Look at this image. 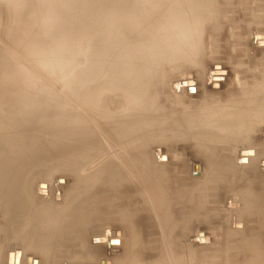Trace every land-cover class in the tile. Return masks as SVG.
<instances>
[{
	"label": "bare ground",
	"instance_id": "obj_1",
	"mask_svg": "<svg viewBox=\"0 0 264 264\" xmlns=\"http://www.w3.org/2000/svg\"><path fill=\"white\" fill-rule=\"evenodd\" d=\"M88 1L87 5L90 7L91 4ZM115 1L116 9L112 12H115L117 17L115 19L111 18L108 14V12L110 11L106 10L108 17L105 21H103L105 23H111V27L108 29V35L106 34V38L105 36H103L105 32L104 30H102L103 34L101 33V36V34H98L99 31H97V28L99 27L97 26V28H95L97 31L96 35H98V38H95L100 41L98 44L100 45V43L103 42L101 39L104 40L105 38L104 43L106 45L108 44V46H105L106 48L109 47V50L106 51L105 49L104 52L102 51V49H104L105 47H103L100 50L101 53L103 52V55L99 54L100 58L97 57L98 60L101 59L102 56H107V58L110 57V64L106 63L107 59L105 58V64L108 65V69L113 67L112 72L110 69L109 73H111L109 75H107V73L105 72L106 69L105 71L103 70L105 72L104 77L103 75H100V79L96 77L97 75H93V73L97 71V74H100V68L105 67H100L101 65H98L102 61L100 63L98 61V64L96 62V65H93H98L100 67L99 69H97L98 67H96V71H93V69H91V65L90 70H92L93 73L90 74L89 71L86 70L88 73L86 72V74H82V76H80L81 74H78L79 72L76 71V69L81 67L85 63V55L88 54L86 53L87 51H85L84 48L80 50V53L77 54L76 58L74 57L76 51L73 50L74 54L72 53V59L67 62L66 60L68 59H63L61 60L62 63L56 60V58L62 59V55L65 51L62 52V55L59 54L61 58L59 56L57 57L58 53H51L53 55L52 57L55 58H53L52 60L58 61V63H54L53 65L57 64L58 66H60L61 64H64L63 66H67V68L68 65L70 66V69L68 68L69 73L67 76L70 75L71 77L62 76V83L67 86L64 92L66 97H75L78 100V104L80 103L81 106H85V113L88 114V117H90V120L92 122L97 121L98 124L104 127L110 126V128L108 127V129H110L109 132H106L105 130L100 128H98V131L100 133L104 131L106 132V135L110 134L117 136V138H119L120 140L122 139L121 136H126L128 138L132 136L133 138L140 126H142L143 129H148L149 127H151V112H153V108L157 104L159 105V103L156 102L158 99H155V96L157 95L159 98L160 81L168 70L165 69V67L170 65L172 62H194L195 58L200 53L202 37L204 34L202 30H204V28L207 29L205 33L208 32V36H210L207 39L206 44L208 45L207 48L209 49V53L211 55L216 54V41H223L225 44L227 42H230L231 44L229 43L228 45H226V48L230 45L232 51L234 50V53H232L234 59L228 60L230 64H233L234 70L233 67L229 68L228 72H226L224 76V79L223 77H221V74L214 75L212 72L214 71L215 66H220V71L226 70L227 66L225 61L221 59H214L212 61H206L203 64V67H205L206 65L211 63L210 70L204 73V79H212V76L220 77L218 82L225 81L226 84H228V89L225 93L228 98L229 96L231 99L234 97L236 98V100H233L232 103L233 108H231L228 113L224 114H231V117L224 116L218 122L217 126H211L209 128L212 130L211 135H213L214 141H211L209 143L206 142L202 147L196 145L198 149L197 151L200 156L195 157L198 158V161L201 160L204 163L205 170L202 173H189L190 177L187 176V173L183 171L184 165H180L178 167L177 165L171 164L172 160L167 156V154H169L168 146L166 149L164 148L166 150L165 153L164 149L158 147V145H154L153 147H151V145H149L150 140L148 135L140 141L136 139H130V141L128 142L118 141L121 143H118L117 146L110 145L108 147L103 148L100 147L97 143L95 138L96 133L94 134L96 130L91 126V128L87 131V138L85 139L82 137L81 139H79L81 141L77 142V144L80 145L79 147H81V150L83 151V154L80 155L79 163H82L84 161L94 162L100 156L106 153H111L108 151L115 147L121 148V153L119 155H115L113 153L111 158L104 161L102 165L98 168L99 179L97 181L100 182L99 190H97L96 192L93 191L91 194H87L85 196H83L84 193H79V195L76 194L77 196L72 198L71 205L65 207L58 214L57 217H51L48 219L47 222L41 221L38 224V237L35 238V242L31 252L36 254L39 258L45 260L53 259V257L56 258V256H52L51 253L54 251L57 253V249L64 246L63 242H65V240L70 238L73 234L78 235V238L81 239L80 243H83L80 244L81 249L84 248V243L86 241L89 242L88 237L94 233H89L88 230H85L86 223H88V221L90 220V217L88 215L91 214L96 224H104L105 226L100 232V234H96L95 232V235H92L95 239V246H91V248L93 247L97 250L105 249V255H107V253L111 255V253L116 251V246H118L116 245L115 240H119V246L122 245L121 240L117 236H115V231H112V227L114 226L115 229L116 227H120V229L121 227H123V232L127 230L129 238L134 239H132L133 241L130 242V245H133L134 243L136 244V228H141V226L144 227V224H142L139 220V215L141 214L139 211L142 210L147 214L149 213L147 215L148 222L153 224V219L155 218L154 225L159 227L162 233H154L155 236H157V239L155 238L152 241H147L145 244L147 248L137 249L140 251L136 250V253L130 252L132 248L128 246L129 244H127L128 248L126 252L128 253V255L126 259L122 260L121 256L117 257L118 262L120 261L121 264H128L129 262H133L134 264H181L182 257H180L179 255H175L173 252H171V246H180L182 240L181 237H186V231H184L183 233L182 229H189L190 227H185L182 225L185 224L187 226V224H189L190 222L189 220L192 217L198 216V208L200 207V205H203V203L207 200L208 197L211 198L210 204L215 206V210L219 208L222 213L228 216V223L230 224V227H234V232L241 233V231L246 229L245 227H247L248 222L246 221L245 217L248 219L251 215H253L254 211L258 212V214L256 213V215H258V217L261 216L263 220V224L259 226V228L264 227V126H259V128L252 127L253 125L252 123H250L252 119H249L246 122V117L252 113V109H260L262 107V112L264 113V70L262 71L264 67V62H262V64L259 63V67H261L262 69L259 70L257 76H255L254 74L250 78L244 77V75L241 73L240 68L242 67L243 60L240 57V53H238L239 50H245L244 54L246 52V55L248 54V51L250 52L249 55H256L246 45L245 41L247 38H249V35H246L244 32H237V30L232 31L230 30L231 28L224 30L222 24L216 21V18L218 17V12L225 11L226 13H232L231 15H234L235 9H237L241 11V14H246V12H248V6L245 3V0ZM95 3L96 2H94V6ZM114 4L115 3H113V5ZM88 12H86V14ZM17 14L16 19L17 23H19L20 20H18ZM87 15L89 16L90 14ZM89 17L91 18V16ZM89 17L88 19H90ZM87 27L89 28V26ZM101 29L102 28H100V30ZM23 31L21 30L20 32ZM64 31L65 30H63V32ZM91 32L94 33V31ZM173 32L177 33L178 36L181 37L180 42L178 40H174V37H172ZM260 32L261 31H258L257 34H260ZM99 35L102 38L100 37L99 39ZM21 36H19V39ZM91 38L92 37H90V39ZM19 39H16L17 47H15V50L13 49L17 55V59H15L16 61L13 66L14 68L11 70L10 68H8L9 66L7 67L3 65L4 67H2L3 69L1 71L0 77V216L1 220L3 219V222H0V233L3 232V227H5L3 225L8 221L9 218H23L26 215L27 211V207L25 206H28L26 191L28 189V181H30V179L28 178V171L26 170V166L22 164V159H17L20 160L18 162L17 160H12L15 158H11L12 155H16L21 151L20 150L18 152V149H15L13 147L12 141H17L19 138L14 136L15 138L13 139V136L11 135V132L13 131L11 130H17L20 129V127L23 128V115L27 108L32 105L37 106L38 104L40 105V103H42L39 99L31 100L28 96L25 95L27 91H24L30 83H27L28 85H26L24 88V74L23 67L21 64L23 52L21 50L23 42ZM86 39V43L88 45V38ZM204 44L205 43L203 42V45ZM103 45H100V48ZM71 47L74 48L75 46ZM87 47L85 49H87ZM241 47H243L244 49ZM69 48L67 49L68 51L70 50ZM97 49L99 50L98 46ZM98 50L96 51L98 52ZM236 51L238 52L236 53ZM104 53L106 55H104ZM10 54L12 55V53ZM228 54H231V52H229ZM67 56H69L68 52ZM47 57L48 56H46V58ZM86 57L88 58L87 55ZM10 59L11 58H9V60ZM261 60L262 59H259V61ZM88 61H90V59H88ZM107 62H109V60ZM57 68H62V66ZM67 68L65 69L67 70ZM71 68H74L72 72H76V77H73V74L75 73L72 74V72H70ZM65 69L63 75H66ZM80 69V73H85L83 72L84 69ZM220 71H218V73ZM62 72L63 70H61V73ZM229 74H231V79ZM101 76L103 78H101ZM26 82L27 81H25V83ZM218 82H210V84L212 83L214 85H218ZM60 83L61 82H59V84ZM34 84H32V86ZM49 91L51 92V90ZM83 91H85V93H83ZM32 92L35 91L32 90L31 93ZM43 94L41 93V96ZM115 94L119 98L117 104L118 102H120L121 105L116 107L117 109H111V111L109 112V108L107 107V104H105L104 98H106L105 95L112 96ZM53 96H55L54 93ZM66 97L63 98L64 100L68 101L69 98L66 99ZM108 99L109 102L112 103V98ZM48 101L49 100H47L46 103L44 102L43 104L47 105ZM56 102L59 103V100ZM77 102L75 104H77ZM80 105L75 106L73 103L67 102L60 105V107L64 108L65 110L71 108L75 109L76 107L79 108ZM213 105L214 102H209L207 104V107H211ZM165 107L166 106L164 105V108ZM35 108L36 107L34 106V109ZM173 108L175 109V107ZM239 108H243V110L240 111ZM63 113L64 112H62V114ZM105 113L107 114V116ZM81 114L82 113H80V115ZM239 115H241V117ZM30 116L34 117V115ZM75 116L76 115H74V117ZM82 116L83 115H81V117ZM237 116H239V119L237 118ZM62 118H64V116ZM76 118H79V113ZM72 119L74 120V118ZM152 120H154L153 117ZM79 121L80 120H78V122ZM237 122H242L243 125ZM54 123L57 124L60 122L59 120H57V122L55 120ZM122 124L124 125L123 128H117L123 126ZM261 124H264V122ZM11 125L16 126V128L10 127ZM180 128L186 131V128H184V122L183 127ZM60 130L62 129L60 128ZM18 131L16 132L18 133ZM196 134L198 135V133ZM63 140L65 139H59V141H56L59 142V145L60 143L63 144V142L66 143L71 141V139L66 140V142ZM75 148L77 149L75 145L72 146V149ZM28 159H30V161L32 160L31 158ZM97 161L99 162V160ZM100 161H102V159ZM157 161H161L162 164H158ZM98 162H95V166L98 164ZM168 162H170L169 166L171 165L172 169L175 170V184H177L176 191L174 193L176 195L173 198L175 202L170 199L172 196L171 194L167 193L166 191L162 192L163 187L159 182L161 178H166L169 180V173H167L166 171L167 168H170L168 165H166ZM193 164L194 163H192L191 166ZM195 170L198 171L199 168L195 166ZM30 178L32 179V177ZM58 179L64 180L66 178L64 176H60L56 178L55 181ZM39 183L43 184V188H40L42 190V193L39 194V191L37 190L38 187L36 186V194L43 198L51 197L52 200L54 198L55 192L59 190V188L62 189L61 187H63L58 183L54 184V186L51 187L48 186L45 182ZM178 198L182 201V203H178ZM58 202H62V195L60 196ZM184 203H187L188 207H192V212H187L182 209L183 207H185L183 206ZM133 204V211L128 213L126 206H132ZM174 204L179 206L174 207ZM256 205L261 206L257 207ZM258 225L256 226L258 227ZM251 229L250 227H247L246 229L249 235L251 234L250 231L255 230L254 228L252 230ZM142 230H140V232ZM105 231H107V233H104ZM119 233L121 235L123 234L122 232ZM174 233H177V240L176 238L172 240ZM245 233L246 231L244 232V234ZM4 235L5 237L7 236L6 234ZM251 235L252 236L246 237V239L243 240V242H246L248 245L247 252L250 257L245 264H264V248H262V244L260 242V239L258 238L260 237L261 239H264V234L259 235L257 233ZM101 238H105L104 243H100V241H98ZM112 242L113 244L110 245L109 243ZM64 249V251H67V253L65 254L68 258H71L75 255L73 254V252H69L70 250L68 248ZM15 250H19V264H23L25 250ZM150 250H152L153 253H151V257H148V254L151 252ZM9 258H14L13 253L11 257H7L5 259V264H16V257L14 261L9 260ZM243 259L246 260L245 258ZM30 261H27V264H30ZM107 261V259H104L100 262V264H107ZM32 264L35 263L33 262ZM225 264H231V262L226 261Z\"/></svg>",
	"mask_w": 264,
	"mask_h": 264
},
{
	"label": "rangeland",
	"instance_id": "obj_2",
	"mask_svg": "<svg viewBox=\"0 0 264 264\" xmlns=\"http://www.w3.org/2000/svg\"><path fill=\"white\" fill-rule=\"evenodd\" d=\"M72 1L73 0H52V1L51 0H5V1L0 0V25H1L0 26V48H1L0 49V53H1L0 54V77H1V71L3 69L2 67L9 66L8 68H10L11 70L14 68L13 66L16 61L15 59H17V55L14 51L15 47H17L16 39L18 40L19 36H21L22 34L19 40L22 41L24 44V45L22 44V50H21L23 51L22 58H21V62H22L21 64L23 67V74H24L23 75L24 76V79H23L24 88L26 85L30 83L29 86L26 87L27 90L25 89L24 92L27 91L30 94L29 96L27 92L25 93V95L28 96L31 100L39 99L42 102L40 103V105L39 104L37 105L38 108L36 105H34L36 107L34 109V106L32 105L29 108H27V110L24 112V115H23L24 123H25V120H26V123L25 124L22 123L23 128L20 127V129H17V130L12 129L11 131L13 132L10 131L12 133L11 135L13 136V139L17 137L19 138L17 141L20 140L19 142L12 141L13 147L15 149H18V152L21 150L16 155H12L11 158H15L12 160L22 159V164H24V166H26L27 168L26 170L28 171V178L30 179V181H28L29 186L27 187L28 189L26 191L27 202H28V206H25L27 207L26 215L20 219L9 218L8 221L4 223L3 225L5 226L3 227V232L0 233V264H5V259L7 257H11L12 253H13L14 258L12 259L9 258V260L14 261L16 257V260H15L16 264H19V259H18L20 258L19 250H15V249L25 250L23 264H27V261H30V260H31L30 264H32L33 262L35 264H100V262L103 261L104 259L108 260L107 264H117V263L121 264L120 261L118 262L117 257L121 256L122 260H125L128 255V253L126 252L128 246L132 248L130 252H134V253H136L137 249H146L147 248L145 245L146 242L152 241L155 238L157 239V236H155L154 233L161 234L162 231L159 227L154 225L155 218L153 219V224L148 222L147 215L149 213L147 214L146 212L141 210L139 211L141 213L139 215V220L142 224H144V227L141 226L143 230L140 227L136 228L137 243L130 245V242L133 241L134 239L132 238L133 239L132 240L131 238H129L128 231L125 230V232H123L124 231L123 227H121V229L120 227H116L115 229L113 226L112 231L113 230L115 231L113 232L115 233V236H117L121 240L122 245L119 246L120 245L119 240H115L116 242H118V244H116L118 246H116V251L111 253V255L109 253L105 255L104 253L105 249L97 250V249H94L93 247L91 248V246H95V239L93 238V236L95 235V232L96 234H100V232L105 227L104 224H96L91 214L88 215L90 217V220L88 221V223H86L85 230H88L89 233H92V232L94 233L92 234L93 236L90 235L88 237L89 242L86 241L84 243V248L81 249L80 244H83V243H80L81 239L78 238V235L73 234L70 238L66 239L65 242H63L64 246L57 249L58 250L57 253L55 251L51 253V255L56 256V258L53 257V259L45 260V259L39 258L36 254L31 252L32 247L35 242V238L38 237L37 235L38 224L41 221L47 222L48 219L51 217H54V218L57 217L58 214L65 207L71 205L72 198L79 195V193L80 194L84 193L83 196H85L87 194H91L93 191L96 192L97 190H99L100 182L97 181L99 179L98 168L102 165L104 161L111 158L113 153L115 155H119L121 153L120 151L121 148L115 147L108 151L111 153H106L104 154L105 156L102 155L103 157L100 156L97 159L99 160V162L96 160L94 162L84 161L82 163L81 162L79 163L80 155L83 154V151L81 150V147H79L80 145L77 144V142H80L81 140L79 139H81L82 137L85 139L87 138L86 136L87 131L91 128V126L92 128L96 130L94 134L96 133L95 138H96L97 143L99 144L100 147H103V148L108 147L110 145L117 146L118 143H121L118 141L128 142L130 141V139L131 140L136 139L140 141L141 139H144L148 135L149 140H150L149 145H151V147H153L154 145H158V147L162 149L164 148L166 149L168 146L169 154H167V156L172 160L171 164L177 165L178 167L180 165H184L183 171L187 173V176H189L190 175L189 173L194 174V173L204 172L205 170L204 163L201 160L198 161V158L195 157V156H200V154L197 151L198 149L196 145H199V147H202L204 146L206 142L209 143L211 141H214L213 135H211L212 130L209 128L211 126L212 127L217 126L218 122L224 116L231 117V114H226V115L224 114L228 113L231 110V108H233L232 106L233 100H236L235 97L231 99L230 96L228 98V96L225 94L228 89L227 88L228 84H226L225 81L218 82L220 77L212 76V79H209V80L208 78L204 79V73L206 71H209L211 67V63L203 67L204 62L212 61L214 59H218V60L221 59L225 61L226 66H227L226 67L227 71L226 70L220 71V66H215L214 67L215 72L214 71L212 72L214 75L221 74L222 75L221 77H223L224 79L226 72H228L229 68L233 67V64H230L228 60L234 59L233 54H232L234 53V50L232 51L230 45L227 46L226 48V45H228L230 42H227L225 44L223 41L222 42L216 41L217 43L216 44L217 49L215 50L216 54L211 55L209 53V49L207 48L208 45L206 43H207V39L210 36H208V32L205 33L207 29L204 28V30H202L204 34L202 37L200 53L195 58V61L191 63L172 62L170 65L165 67V69H168V70H167V73L162 77L160 81L159 98L157 95L155 96V99L156 98L158 99L156 102H158L159 105L157 104L153 108V112H151L152 113L151 127H149L148 129L147 128L143 129L142 126H140L141 128L140 127L138 128L133 138L132 136L128 138L124 135L125 137L121 136L122 139L119 140L117 136L110 135V134L106 135V132L110 131V129H108V127L110 128V126L104 127L98 124L97 121L92 122L90 120V117H88V114L85 113L86 107L81 106L80 103L78 104L77 102L78 100L75 97H70V98L68 97L69 98L68 99L66 95L64 94L66 90L65 88L67 86L62 83V79L63 77L68 75L69 73L68 68L70 66L68 65V68H67V66L65 67L63 66L64 64L63 65L61 64L60 66H62L63 68L62 69V68H57V67H60L57 64H56L57 66L53 64L58 63V61L62 63L61 60L63 59L65 60L68 59L66 60V62L71 60L72 55L74 54L73 50L76 51V53L74 54V57L76 58L77 54L80 53V50L84 48V50L87 51L86 53H88L86 54L88 58L85 55V58H86L85 63L81 67L76 69V71L79 72L77 73L81 74L80 76H82V74L84 75L86 74L87 71H89V73L91 74L93 73V71H96L100 67L105 66L106 68L105 67L100 68L102 70V71L99 70L100 74L99 73L97 74L98 72L97 71L95 72L96 74L93 73V75L94 76L97 75L96 77H98V79H100V75H103L104 77L105 72L107 73V75H109L112 72V68H113L112 66H110L112 68H110L111 72L109 73L110 69H108L107 64L108 63L110 64V60H111L110 57L107 58V56L105 57L102 56L103 58L101 57V59L99 60L98 58H100L99 54L103 55V52L105 49L106 51L109 50L108 49L109 47L106 48L108 44L106 45L104 43V40L106 38V34L108 35V29L111 27V23H105L103 21L106 20V18L108 17V14L113 19L117 17L115 12L114 13L112 12V11H115L116 9V1L115 0H89V1L86 0V2L85 0H79V1L74 0L73 2ZM87 1L90 2L92 6L89 4L90 5L89 7L87 5L88 4ZM6 2L8 5L6 4ZM94 2L97 3V4L95 3V6H94ZM113 3L115 4L113 5ZM245 3L248 6L247 7L248 12H246V14L244 15L241 14V11L237 9H235L234 15H231L232 13L231 14L226 13L225 11L218 12L217 14L218 17L216 18V21L222 24V26L224 27V30L231 28L230 30L232 31L237 30V32H241V33L244 32L246 35L247 34L249 35L248 36L249 38H247L245 41L246 45L256 55L251 56L249 55L250 52L248 51V54H247L248 56H247L246 52L244 54L245 50L243 51L242 49H240L239 52L236 51V53L237 52L240 53V57L243 60L242 67H240L241 73L244 75V77L250 78L254 74L255 76H257V74L259 73V70L262 69L261 67H259V63L262 64V62H264L263 60L264 59V48H263L264 11H262L264 10V0H245ZM106 10H109L110 12H108L107 14ZM86 12H88L87 14H90L89 16H91V18L86 14ZM97 12H99L100 14ZM16 14L18 16V20H20V22L18 21L19 23H17ZM88 17L90 19H88ZM16 23H17V26H16ZM87 26H89V28ZM97 26L99 28H97ZM95 28H97V31H99L98 34H101V33L103 34L102 30L105 31L103 35L105 36V38L104 40L101 39L103 42L100 43V45H103V43L104 45L101 48H100V45L98 44L100 41L95 38L98 36L96 35L97 31ZM100 28L102 29L100 30ZM89 29L91 31H94L95 34L91 32ZM21 30L22 31L24 30V31L20 32ZM63 30L65 31L63 32ZM258 31H261L260 34H257ZM13 33L15 36L13 35ZM101 36L99 35V39ZM253 36H254V39H253ZM90 37H92L91 38L92 40L90 39ZM172 37H174V40L176 41L177 40L179 42L181 41V37L178 36L177 33L173 32ZM86 38H88V45L86 43L87 42ZM13 40H14L15 46H14ZM203 42L205 43L204 45H203ZM12 43L14 47L12 46ZM67 46H69L70 48ZM71 46H75V47L73 48ZM85 46L86 47L88 46L87 49H85L86 48ZM97 46L99 47V50L97 49ZM103 47L105 48L102 49ZM68 48L70 49L69 51L67 50ZM77 49H78V52H77ZM101 49L103 51L102 53L100 52ZM96 50H98V52ZM62 52H64V54ZM67 52L69 56L71 55L70 57L67 56ZM229 52H231V54H228ZM10 53H12V55ZM51 53H56V54L58 53L57 57L59 56V54L60 55L63 54L62 59L56 58V60L58 61L52 60L54 57H52L53 55ZM104 55L106 54L104 53ZM46 56L48 57L46 58ZM59 57L61 58V56ZM74 57H73V60H74ZM9 58L11 59L9 60ZM88 59H90V61H88ZM259 59H262V60L259 61ZM105 60L107 64H105ZM108 60L109 62H107ZM98 61L99 63L101 61L102 62L98 64ZM96 62L98 65H101V66L100 67L98 65L93 66V65H96ZM91 65L92 67H95V68H92ZM55 66L57 69L55 68ZM64 67L67 68V70ZM90 67L91 69H93V71L90 70ZM96 67L98 68L96 69ZM64 69H65L66 75H63ZM73 69L74 68H71L70 72H72ZM79 69L80 70L84 69L83 72L85 73H80ZM61 70H63L62 73H61ZM233 70H234V67H233ZM263 70H264V67L262 71ZM218 71L220 72L218 73ZM72 74H73V77H76L75 76L76 72L73 71ZM229 76L231 79L232 78L231 74H229ZM67 77H71V76L69 75ZM103 77L101 76V78ZM25 81L27 82L25 83ZM59 82L61 83L59 84ZM210 82L212 83L218 82L217 83L218 85H214L212 83L210 84ZM32 84L34 85L32 86ZM32 90H34L35 92L31 93ZM49 90H51V92ZM41 93L42 94L44 93V94L41 96ZM53 93L55 96H53ZM83 93H85V91H83ZM58 95H60L61 97ZM105 96H106V98H104L105 104H107V107L109 108L108 109L109 112L111 111V109H117L116 107L121 105L120 102H118L117 104V101H119V98L118 96H116V94L112 96H107V95ZM63 97H66L68 101L64 100ZM46 98L47 100H49L48 101L49 104L47 102V105L43 104L44 102L46 103L47 101ZM108 98H112V103L109 102ZM58 100H59V103L56 102ZM66 101L73 103L75 106L80 105V107L79 108L76 107L75 109L71 108V109L64 110V108L60 107V105H62L63 103H67ZM76 102L77 104H75ZM209 102L210 103L214 102V105L211 107L209 106L207 107V104ZM50 103H54V104H50ZM164 105L166 106L165 108H164ZM173 107H175V109ZM37 110L38 112L41 110L39 112L40 114L37 112ZM239 110L242 111L243 108H239ZM262 110H263L262 107L260 109L259 108L252 109V113L246 117V122L247 120L252 119L250 121V123H252L253 125L252 127L259 128V126H262V125L264 126V124H261L264 122V116H263L264 113L262 112ZM29 111H30V114H29ZM62 112L64 113L62 114ZM78 113H79V118L77 119L76 116L78 115ZM80 113H82L81 114L83 115L82 117ZM30 115H34V117ZM62 115L64 116V118H62L63 117ZM74 115L76 116L74 117ZM239 116L241 117V115ZM239 116H237L238 119H239ZM84 117L86 118V120ZM152 117L154 120H152ZM72 118H74V120ZM55 120L56 122L57 120H59L60 123H57V124L54 123ZM78 120L80 121L78 122ZM183 122H184V128H186V131L180 128V127H183ZM237 123L243 125L242 122H237ZM14 125H11L10 127L16 128V126ZM123 127L124 125L121 127H117V128H123ZM60 128L62 130H60ZM98 128L103 129L106 132L103 131L102 133H100L98 131ZM16 131H18V133ZM196 133H198V135ZM82 134H85V135H82ZM76 135H79V136H76ZM252 135H255V134H252ZM59 139H65L63 140L65 142L68 139H71V141L66 142V143L63 142V144L60 143L59 145V142H57L59 141ZM74 145L77 147V149L76 148L72 149V146ZM165 149H164V153L166 152ZM150 151H151V148H150ZM27 156L28 158H31L32 160L30 161V159H28ZM24 158H27V159H24ZM101 159L102 161H100ZM17 161L19 162L20 160H17ZM161 161H157V163L158 164L160 163L161 165L162 164ZM95 162L96 163L98 162L96 166H95ZM192 163L194 164L191 166ZM169 164L170 162H168L166 165L169 166ZM195 166L199 168L198 171L195 170ZM169 167H170L169 169L168 168L166 169L167 173H169V180L166 178H161L159 182L161 183V186L163 187L162 192L166 191L167 193L171 194L172 196L170 199L173 200V198L176 195L174 193L176 191L177 184H175V175H174L175 170L172 169L171 165ZM29 176L32 177V179ZM60 176L61 177L64 176L66 179L64 180L58 179L55 181V179ZM39 182H45L50 187L58 183L59 185H62L63 187H61L62 189L59 188L60 191L57 190L55 192L54 198L52 200L51 197L43 198L36 194V191H35L36 186L38 187L37 190L39 191V194L42 193V190L40 188H43V184H40ZM63 184H66V185H63ZM60 194L62 195V202L59 203L58 201L61 196ZM210 201H211V198L208 197L207 200L203 203V205H200V207L198 208V216L192 217L189 220L190 222L189 224H187V226L185 224L182 225L185 227H189V226L190 227L189 229H184V228L182 229L183 233L184 231H186V237L185 238H183V236L181 237L182 240H181L180 246L181 244L182 246L175 247L174 245H172L171 247L174 249L176 248V249L174 250L171 248V252H173L175 255H179L180 257H182L181 264H225L226 261H230L231 264H243V263L245 264L246 261L249 260L250 257L247 252L248 245L246 242H243V240L246 239V237L252 236L251 234L253 235L257 233L259 235L264 234V227L259 228V226L263 224V220L261 216L258 217V215H256V213L258 214V212L254 211L253 215H251L248 219L245 217L249 225V226L247 225V227H250V229L251 228L255 229L254 231H250L251 233L250 235L248 234L246 230L247 227H245L246 229L241 231V233L240 232L236 233L234 232V229H233L234 227L233 226L230 227V224L228 223L229 222L228 216L222 213L219 210V208L217 209V206H216L217 210H215V206L211 205ZM178 203H182V201L179 200ZM133 206L134 204L132 206H126L128 213L133 211L134 209ZM175 206H179V205L174 204V207ZM183 206H185L182 208L184 211L192 212L191 211L192 207H188L187 203H184ZM256 206L259 207L261 205H256ZM259 219H260V222H259ZM0 222H3V219L1 220V216H0ZM256 225H258V227ZM140 230L142 231L140 232ZM118 231L122 232L123 234L121 235ZM245 231L246 233L244 234ZM104 233H107V231H105ZM4 234H6L7 236L5 237ZM176 236H177V233H174L172 240H174ZM258 238L260 239L262 248H264V239H261L260 237ZM98 241H100V243H104L105 238H101ZM109 244L112 245L113 242ZM127 244L129 245L127 246ZM64 248H68L70 250L69 252L71 253L73 252V254L75 255L71 258H68L67 255L65 254L67 253V251H64L65 250ZM137 251H140V250H137ZM150 251L151 252L148 254V257H151V253H153L152 250ZM243 258H245L246 260H244ZM128 264H134V263L129 262Z\"/></svg>",
	"mask_w": 264,
	"mask_h": 264
},
{
	"label": "water",
	"instance_id": "obj_3",
	"mask_svg": "<svg viewBox=\"0 0 264 264\" xmlns=\"http://www.w3.org/2000/svg\"><path fill=\"white\" fill-rule=\"evenodd\" d=\"M116 244H118V242H116ZM9 264H12V263H9Z\"/></svg>",
	"mask_w": 264,
	"mask_h": 264
}]
</instances>
